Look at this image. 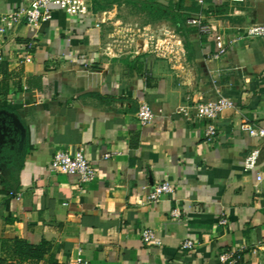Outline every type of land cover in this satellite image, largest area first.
I'll return each instance as SVG.
<instances>
[{
    "label": "crops",
    "instance_id": "0c3cea01",
    "mask_svg": "<svg viewBox=\"0 0 264 264\" xmlns=\"http://www.w3.org/2000/svg\"><path fill=\"white\" fill-rule=\"evenodd\" d=\"M29 1L0 0V15ZM133 9L149 20L127 16ZM201 9L197 0H88L87 16L51 7L37 28L0 32V264H36L15 258L17 239L50 245L37 264H222L236 253L234 264H264V140L240 129L264 120V39L232 42L237 28L264 24V0H205L210 35L186 24ZM119 30L141 33L137 56L109 52ZM154 34L175 39L178 66L148 53ZM217 36L231 42L221 60ZM221 95L235 106L208 142L206 122L178 109ZM142 102L155 113L146 126ZM254 148L258 166L246 173ZM77 149L97 173L84 186L50 172L56 151ZM163 181L174 192L149 202ZM145 229L160 247L142 242Z\"/></svg>",
    "mask_w": 264,
    "mask_h": 264
},
{
    "label": "built area",
    "instance_id": "2783aa9c",
    "mask_svg": "<svg viewBox=\"0 0 264 264\" xmlns=\"http://www.w3.org/2000/svg\"><path fill=\"white\" fill-rule=\"evenodd\" d=\"M197 4L202 9L188 18L186 24L188 27L196 29L201 35H210L213 33L214 25L205 15V0H197ZM51 7H56L71 16H87L89 12L88 0H30L26 6L16 10H10L6 14L0 15V32L6 33L8 30H12L20 24L37 28L46 14L50 12ZM139 35L137 33H129L126 30H120L111 38V42L108 44L109 52L113 55L126 54L130 57L137 56L138 52L136 47L139 38L141 39ZM144 39L149 54L154 55L157 59L168 61L173 67L178 66L179 46L172 36L168 34H156L146 36ZM250 39H264V24L257 23L244 28H237V35L232 42ZM230 43L225 44L221 36H217L215 39L216 49L212 58L215 60L224 58ZM234 106L235 104L232 99L221 95L200 104L181 106L178 111L187 118H194L198 122L205 121L204 137L208 142H212L217 135L215 121L223 112ZM137 118L142 126H146L153 122L155 113L147 103L142 102L138 108ZM240 129L253 138L264 140V120L259 123L246 121L241 124ZM259 157L260 149L254 148L250 150L244 159V172L254 171L258 166ZM50 172L71 176L79 186L92 183L97 179V173L82 149H77L74 152L56 151L50 163ZM262 179L263 177L259 175L258 181ZM173 192V184L169 181H163L154 186L152 192L148 195V201L158 203L163 197ZM14 194V192H11V195ZM140 237L146 246L160 247L162 245L161 240L153 230H142ZM193 246L194 243L192 240H186L183 244V249L191 250ZM238 259V253L233 255L223 254L220 256L219 262L222 264L227 262L234 264Z\"/></svg>",
    "mask_w": 264,
    "mask_h": 264
},
{
    "label": "trees",
    "instance_id": "16d2710c",
    "mask_svg": "<svg viewBox=\"0 0 264 264\" xmlns=\"http://www.w3.org/2000/svg\"><path fill=\"white\" fill-rule=\"evenodd\" d=\"M158 16L164 18H171L177 27L181 24V22L177 20V18L173 16L171 17L170 12L158 10ZM49 250L50 245L45 241H43L38 246H33L18 239L14 242V256L20 263L30 261L35 262L37 264L44 258L45 253Z\"/></svg>",
    "mask_w": 264,
    "mask_h": 264
},
{
    "label": "rangeland",
    "instance_id": "374dc122",
    "mask_svg": "<svg viewBox=\"0 0 264 264\" xmlns=\"http://www.w3.org/2000/svg\"><path fill=\"white\" fill-rule=\"evenodd\" d=\"M139 11H140L139 9L138 10L137 9H133L132 12L128 10V13L126 15L129 16V17H132V18L138 17L142 21L149 20L148 11H142V14H139ZM132 27H136V26H132ZM126 31L129 32V33H137V34L140 33V32H136V31H133V30H131V31L130 30H126ZM154 35H156V34H154Z\"/></svg>",
    "mask_w": 264,
    "mask_h": 264
}]
</instances>
